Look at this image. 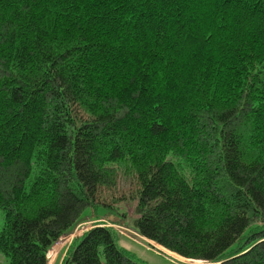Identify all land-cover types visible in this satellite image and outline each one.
<instances>
[{"label":"trees","instance_id":"obj_1","mask_svg":"<svg viewBox=\"0 0 264 264\" xmlns=\"http://www.w3.org/2000/svg\"><path fill=\"white\" fill-rule=\"evenodd\" d=\"M127 203L184 260L264 264V0H0V264L89 222L63 264H145L99 223Z\"/></svg>","mask_w":264,"mask_h":264},{"label":"rangeland","instance_id":"obj_2","mask_svg":"<svg viewBox=\"0 0 264 264\" xmlns=\"http://www.w3.org/2000/svg\"><path fill=\"white\" fill-rule=\"evenodd\" d=\"M134 187V183L128 184L123 191L129 192V189ZM88 191L91 194H96L98 192L96 187L88 188ZM97 191V192H96ZM96 192V193H95ZM98 194V193H97ZM135 208L136 203H127L124 206V210L122 213L125 217L124 224L126 226H122L121 224L113 225L111 222L107 220H101L99 223H102L108 227H111L120 232L123 236V240L121 243L122 249L127 251L134 259H139L143 261L145 264H216V263H207V262H192L184 260L181 256H176L168 251L158 247L156 244L152 242H148L138 236L135 232L130 230L129 226L131 225L132 220L135 218ZM122 209V205H121ZM92 217V216H91ZM97 222H89L82 225H79L73 233L64 237L57 243L52 249V253L50 256L49 264H63V261L66 257V254L70 248L71 243L77 236H81L85 231L93 226ZM129 227V228H128Z\"/></svg>","mask_w":264,"mask_h":264}]
</instances>
